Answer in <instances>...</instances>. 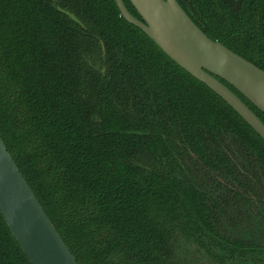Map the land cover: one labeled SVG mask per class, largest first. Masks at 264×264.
<instances>
[{"label":"trees","instance_id":"16d2710c","mask_svg":"<svg viewBox=\"0 0 264 264\" xmlns=\"http://www.w3.org/2000/svg\"><path fill=\"white\" fill-rule=\"evenodd\" d=\"M177 2L264 71V0ZM0 138L78 264H264V140L114 0H0Z\"/></svg>","mask_w":264,"mask_h":264},{"label":"water","instance_id":"95a60500","mask_svg":"<svg viewBox=\"0 0 264 264\" xmlns=\"http://www.w3.org/2000/svg\"><path fill=\"white\" fill-rule=\"evenodd\" d=\"M114 0L120 16L171 61L208 87L264 140V124L223 80L264 114V71L209 39L177 0ZM72 19L73 17L70 16ZM0 215L30 264H78L0 138Z\"/></svg>","mask_w":264,"mask_h":264}]
</instances>
